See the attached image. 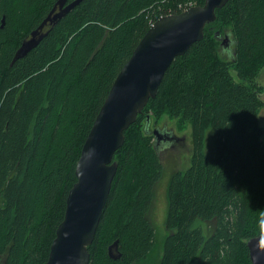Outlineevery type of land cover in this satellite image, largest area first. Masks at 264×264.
I'll return each instance as SVG.
<instances>
[{
    "label": "trees",
    "instance_id": "16d2710c",
    "mask_svg": "<svg viewBox=\"0 0 264 264\" xmlns=\"http://www.w3.org/2000/svg\"><path fill=\"white\" fill-rule=\"evenodd\" d=\"M56 1L0 0V264L47 260L117 73L159 16L205 0H83L12 61ZM215 15L124 131L89 264H251L247 241L264 233V0H227ZM163 116L180 129L190 123L191 150L167 180L156 252L149 214L164 169L148 123ZM114 242L118 258L108 253Z\"/></svg>",
    "mask_w": 264,
    "mask_h": 264
},
{
    "label": "water",
    "instance_id": "95a60500",
    "mask_svg": "<svg viewBox=\"0 0 264 264\" xmlns=\"http://www.w3.org/2000/svg\"><path fill=\"white\" fill-rule=\"evenodd\" d=\"M81 1L57 0L30 38L21 43L12 61L23 57L39 43L46 34L42 29L47 23H54ZM226 2L205 0L202 5L161 16L139 40L113 80L84 140L74 169L76 181L67 193L64 216L43 264H89L88 246L94 239L117 170L113 156L124 143V131L156 95L172 60L202 39L205 25L215 20L216 9ZM153 134L157 147L170 130L165 134L163 129L154 128ZM172 135L171 132L170 137ZM115 245L116 242L108 248L111 258H118L111 251ZM247 247L251 264H264V233L249 239Z\"/></svg>",
    "mask_w": 264,
    "mask_h": 264
},
{
    "label": "rangeland",
    "instance_id": "374dc122",
    "mask_svg": "<svg viewBox=\"0 0 264 264\" xmlns=\"http://www.w3.org/2000/svg\"><path fill=\"white\" fill-rule=\"evenodd\" d=\"M231 41L226 44V47H221L220 53L222 56L228 57L229 48H231ZM228 48V49H227ZM232 75L235 77V72L232 71ZM258 82L264 84V75L260 74L258 77ZM261 98L264 100V93L261 94ZM260 120L264 122V109L260 112ZM149 128L152 130L157 128L161 131H169L174 133V136L178 137V140H160L157 144V152L160 157V160L163 164V176L156 183L154 189V200L152 203V207L150 210L149 218L153 223V227L155 230L156 236V245L155 251L158 252L159 248L162 250V243L167 234L165 229V218L167 211V198H166V185L167 180L170 174L179 169H183L190 158V150H191V125L190 123H186L182 129L178 128L176 121L167 116H163L156 124L153 122L149 123ZM169 129V130H168ZM168 134V138L170 137ZM208 144L211 145V132L206 134L205 139V151L208 147ZM156 253H153V260H155Z\"/></svg>",
    "mask_w": 264,
    "mask_h": 264
},
{
    "label": "flooded vegetation",
    "instance_id": "af4514ba",
    "mask_svg": "<svg viewBox=\"0 0 264 264\" xmlns=\"http://www.w3.org/2000/svg\"><path fill=\"white\" fill-rule=\"evenodd\" d=\"M57 20H58V19H57ZM49 25H50V23H47V24L43 27L42 31H44ZM30 36H31V33L28 35L27 39H29ZM25 40H26V39H25ZM21 42H23V39H22ZM161 129H163V128H161ZM164 133L166 134V131H164ZM152 135H153V137L155 138V135L153 134V131H152ZM161 135H162V133L160 134V136H161ZM166 139H167V140H170V141H171V140H178V137L172 135V136L169 137V138H168V136H167ZM166 139H165V140H166Z\"/></svg>",
    "mask_w": 264,
    "mask_h": 264
},
{
    "label": "built area",
    "instance_id": "2783aa9c",
    "mask_svg": "<svg viewBox=\"0 0 264 264\" xmlns=\"http://www.w3.org/2000/svg\"><path fill=\"white\" fill-rule=\"evenodd\" d=\"M192 5H193V3H191V2H187L186 5H185V7H184V9H185V8H188V7L192 6Z\"/></svg>",
    "mask_w": 264,
    "mask_h": 264
}]
</instances>
